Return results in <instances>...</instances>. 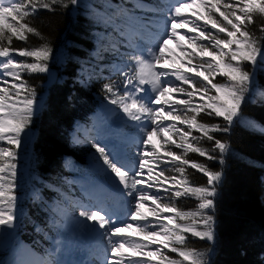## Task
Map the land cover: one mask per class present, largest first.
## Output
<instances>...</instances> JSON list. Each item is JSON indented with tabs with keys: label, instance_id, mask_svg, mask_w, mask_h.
I'll return each mask as SVG.
<instances>
[{
	"label": "snow or ice",
	"instance_id": "1",
	"mask_svg": "<svg viewBox=\"0 0 264 264\" xmlns=\"http://www.w3.org/2000/svg\"><path fill=\"white\" fill-rule=\"evenodd\" d=\"M197 3L205 13H196L195 18L184 13L185 8ZM79 4L80 0H0V226L13 228L19 219L15 214L18 197L13 191L17 187V149L24 142L36 104L35 90L23 77L48 72L53 51L48 44L15 48L13 40L27 42L29 34L42 36L29 20L40 9L54 10L56 6L67 9ZM168 7L171 16L165 20L163 34H156V43L130 45L134 51L129 61L113 65L123 76L122 86L111 80L102 86L109 103L116 105L136 126L144 128L139 150L128 164L107 145L92 144L105 171L135 200L125 220L117 217L113 221L114 213L104 207H84L79 212L85 228L107 238L111 259L106 264H153L152 260L125 256L121 251L125 247L155 257L156 264H210L206 251L188 246V237L190 234L209 242L215 240V220L209 213L215 208L222 173L212 172L186 156L196 153L214 160L212 153L218 150L222 157L228 145L213 134L230 130L246 94L254 86L256 70L264 71V22L258 26L260 36L250 30L256 18L264 21V0H176L175 5ZM136 9L144 13L159 11L157 6L142 0H136L132 9L117 6L116 11L135 19L145 32L156 25L157 21L147 15L134 17ZM180 36L198 53L180 45ZM170 40L176 41L185 53L181 61L187 72L174 64L162 63L171 59L165 53ZM222 66L227 71L221 72ZM213 73L227 82H214ZM213 90L215 95L211 94ZM197 95L207 97L209 102L196 100ZM260 95L264 98V87ZM166 96L172 99H164ZM201 114L222 117L229 127L202 122L198 120ZM166 132L178 140L160 135ZM153 135L163 140L166 155H160L151 143ZM204 138L214 143L212 149L198 146ZM186 167L202 172L207 177V186L193 184L186 175ZM181 199H195V209H181L177 203ZM149 201L153 219L141 211V206ZM134 225L137 232L149 238L148 242L123 231ZM144 249L150 252L145 253ZM42 264L59 262L48 260Z\"/></svg>",
	"mask_w": 264,
	"mask_h": 264
},
{
	"label": "trees",
	"instance_id": "2",
	"mask_svg": "<svg viewBox=\"0 0 264 264\" xmlns=\"http://www.w3.org/2000/svg\"><path fill=\"white\" fill-rule=\"evenodd\" d=\"M118 1L87 0L85 4L80 2L79 6H69L67 9L59 6L54 10L40 9L29 20L31 26L37 28L42 36L29 34L27 42L13 40L12 47L15 48H34L48 44L53 50L48 62L49 69L55 71L58 76L66 75L68 79L52 86L45 108L39 115H33L29 128L37 131L36 139L30 144H22L17 149V187L13 191L18 197L17 209L28 218L15 234L0 226V264L7 260L16 244L14 239L17 235L21 236L33 223L41 225L44 221L45 214H36L39 207L26 202L28 183L42 185L45 194L54 191L56 186L63 187V158H77L76 152L70 148L68 132L76 119L85 120L96 107L93 93L106 97L103 87L84 90L75 83L74 78L79 68L92 65V69L96 70V66L107 67L106 63L112 60L107 56L98 62L90 57V52L95 46V41L103 43V36L96 31L107 30L112 25L109 16L117 14ZM262 22L264 21L256 18L255 24L250 26L256 36L261 35L258 26ZM29 61L31 62V58ZM23 79L35 90V97L41 95V85L45 81L42 73L24 75ZM214 82L227 81L222 76ZM103 84L105 83H102V86ZM262 87L264 71L257 69L254 86L246 94L242 110L234 118L230 130L213 134L228 145V150L222 157L218 150L212 153L216 157L214 160L196 153L186 156L190 161L206 165L212 172L222 173L217 184L215 208L209 213L215 220V240L209 242L190 234L188 237V246L206 251L210 264H264V98L260 95ZM198 120L229 127L222 117L201 114ZM193 134L200 135L199 132ZM198 146L212 149L214 143L204 138ZM186 175L193 184L207 186V177L199 170L186 167ZM177 203L183 210H193L197 201L181 199ZM169 255L175 257V254Z\"/></svg>",
	"mask_w": 264,
	"mask_h": 264
},
{
	"label": "rangeland",
	"instance_id": "3",
	"mask_svg": "<svg viewBox=\"0 0 264 264\" xmlns=\"http://www.w3.org/2000/svg\"><path fill=\"white\" fill-rule=\"evenodd\" d=\"M167 2H168V0H167ZM153 5L157 6L159 8V11L150 13V15H148V13L142 12L141 13L142 16L147 15V16H153V17H164V12H163V11H165L164 5L158 4V3L153 4ZM167 5H168V3H167ZM183 11L185 14L190 15L193 18H195L196 13H201V14L205 13V9L199 3H197L193 6L187 7ZM217 15H218V13H217ZM168 17L169 16H167V18ZM201 23H203V21H201ZM165 26H166L165 24L162 25V30L157 29V31L163 34V32L165 30ZM114 27H117V25ZM208 27L211 28V25L209 24ZM136 28L140 29V25L137 26ZM184 31H186V29ZM116 32H117V30H115L114 28H110V31L107 34H105V36H111L113 38V40L111 42H106L104 45V48L103 47L101 48V44H98L92 53L94 58L98 59L99 55H101L102 53L107 52V51L109 53H113L115 50H117L118 48L121 47V45L118 41V36L115 35ZM131 33L139 34L140 32H139V30H135V27H131ZM129 35H130V33L128 34V36ZM178 40H179L180 45H183L185 48H188L189 50H192V51H196L198 53V49H196L183 36L178 37ZM135 41H137V40H135ZM103 49L107 50V51H103ZM132 52L133 51H129L128 55H117V56H115V59L118 60L119 64H123L124 62L129 61L130 58H127L126 56H130L132 54ZM165 53L167 56H170L171 59L162 61V63L174 64L176 67H181L183 71H185V72L188 71L187 67L182 66V61H181V58L185 55V53L181 52L180 47L178 46L176 41H173V40L169 41L168 48L165 50ZM113 65H116V64H112L111 66H113ZM225 70L226 69H224L222 66L221 72H224ZM112 75H114L115 77H109V78H106V80L107 81H110V80L115 81L117 84L121 85L120 79H123V76H121L115 70L112 73ZM116 75H118V76H116ZM44 76H45V81L42 85L43 92L41 95H39L35 98V100H36L35 111L36 112L34 111V114H38L44 108V106L47 102V99H48V95H49L48 90H50L52 85L55 83H59L60 81L64 80L62 77L57 76L54 72H49L47 74H44ZM213 76H215L216 79L219 77H222L220 75H217L216 73H213ZM98 78H99V75L96 74L95 72H93L92 69H82V70L78 71V75H77L75 82H77L78 85H80L86 89H91L93 84L96 83V80H98ZM169 78L173 79L172 77H169ZM98 87L99 88L102 87V84L100 82L98 83ZM47 91H48V93H47ZM121 91H123L122 87H121ZM103 92H105V91L103 90ZM211 94L214 95L215 91L213 90V92ZM96 96H97V94H96ZM164 99L171 100L172 97L166 96V97H164ZM195 99L196 100L203 99L204 103L209 102L207 97H201L200 95H197L195 97ZM107 102H109L107 99L98 101V106L100 105L96 111L98 115H99V112L101 110H103L105 107H107V106H105V103H107ZM107 112L109 114L108 119L110 121L111 120H120L121 118L125 117L124 113L116 105H113V108L108 109ZM127 123L132 124V125H130V126H132V128L125 126V129H124V132H125L124 135L127 136L125 138L128 140H124L121 138L120 139L121 143H119V144H121V145L124 144L125 148L129 152H131L132 157H134L135 154L139 150L138 140L142 137V133L144 131V128L140 127V126H136L134 124V122H132L130 120H127ZM148 126L151 127L150 124H148ZM110 130L111 129H108L107 135H102V136H99V134H97L94 131L93 132L90 131L92 136L94 137V140L91 139L90 137L88 139H84V138L83 139H76V138H74L73 133H71V141H70L71 147L73 149H75L76 153L78 155H80V158L83 159V161H81L80 163L74 164V162H72V160H70V159L64 160V163L67 165L68 170L71 173V178L67 179L65 182L66 183V190L68 192H70L68 195L75 194V192H76L75 186L79 187L82 183L84 184V182L88 181V180H93L92 182L95 184L96 187L99 188V190L100 189H108V187L110 189L111 187H113L114 184L116 186H119L118 183L114 182L112 177L105 171V169L102 165V161H100L98 159V153H96L95 149L92 148V144L94 142L107 143V142H110L111 140H114V137L110 134ZM73 132H74V128H73ZM75 132H78V130L76 129ZM72 135H73V137H72ZM138 135H139V137H137ZM160 135L164 138L177 139L178 140V137L173 136L171 133L166 132V133H162ZM35 137H36L35 129L28 128V130L26 131V134H24V143L29 144V143L33 142ZM100 137H102V141L98 140V139H100ZM128 137H132L134 139H131ZM135 141H136V144H133ZM151 143L155 145V148L160 155H166V147L162 146L163 140L161 138H159L156 135H153L151 138ZM122 147L123 146H121V148ZM173 150H175L177 152L181 151V150L175 149V148ZM123 154L124 153L121 152L122 157L125 159L124 163L126 164V163H128L129 159H127L128 161H126V158L124 157ZM148 155H151V153H148ZM69 162H71V164H69ZM168 174L172 175L174 173L169 172ZM120 188H123V187L121 186ZM161 194L167 195L166 193H161ZM89 195H91L94 198L91 200L94 201L96 204L99 202V200H97V201L95 200V197L93 194H89ZM29 196L33 200L42 198V194L40 192V189L34 185H29ZM130 198L132 201V204H131V207H132L135 204V200L132 197H130ZM68 200H70V198ZM61 205H60V203H57L53 206L52 209H50L51 212L49 213V217H50V219L53 218V221H50L48 223L49 225L47 224V226H46L48 233L42 234V236L44 238L43 239V241H44L43 245H45L47 243V244L51 245L53 248H58V250L60 252L65 253L66 255H69L70 257H72V263L71 264H77V263L81 262V258H82L81 251L88 244L89 235H91L90 231H93V230H91L90 228H85L83 221H80V220L77 221L79 214H76L75 217H77V218L74 219L72 208L66 209V206H61ZM150 205H151V201H149V204H147V205H142L141 211L145 215H148L150 219H153V217L151 216ZM15 214L19 218L16 221V226L13 228L5 227L12 234H15V232L18 228V223H19L20 218L22 216V211L21 210L18 211L17 206L15 208ZM87 223L91 224V222H87ZM14 229H16V230L14 232H12V230H14ZM123 231L133 238H137V239L143 240L145 242H148V240H149L148 237L143 236V234H141L135 230V225L133 226L132 229L124 228ZM36 232L40 234L39 231L36 230ZM157 240H159V239H157ZM22 246L23 245H22L21 241H18L16 243V245L13 247V249L9 255V258L7 259L9 262L6 261L5 264H25L27 262L29 264H31V262L34 261L35 258L33 257V255H32L33 252H31V250H30V252H31L30 261H26L29 258L22 257V254L20 253ZM122 252L127 257L152 260L153 264H156V258L155 257H152L151 255H144V254L138 253L137 251H135L133 249L131 250V248H129V247L123 248ZM144 252L149 253L150 250L144 249ZM168 254H171V253H168ZM110 259H111V257H110Z\"/></svg>",
	"mask_w": 264,
	"mask_h": 264
},
{
	"label": "bare ground",
	"instance_id": "4",
	"mask_svg": "<svg viewBox=\"0 0 264 264\" xmlns=\"http://www.w3.org/2000/svg\"><path fill=\"white\" fill-rule=\"evenodd\" d=\"M164 3H169V1L167 2V0H164ZM176 2H173L172 5H175ZM170 5V4H169ZM209 59H211V57H209ZM105 107L103 110H101L99 112V115L97 114V112L93 115V118H92V122L89 124V129H91V132H96L97 134H99V136H102V135H107V131L109 129V123L112 124V127L111 128H114L118 133L119 135L117 137H114V140H111L110 142H107V143H104L105 145H108V146H111V144H113L114 148H117L116 144L118 143H121L120 139L123 137H125L123 135V128L125 126V124L127 123V117L125 116L124 118H121L120 120H109L108 119V109H111L113 108V105L110 104L109 102L105 103ZM99 108V107H98ZM36 112V111H35ZM111 112V111H110ZM146 123V122H145ZM147 124V123H146ZM82 124H77V126L75 127V130L77 129L78 132H80V129L83 128V126H81ZM132 139V138H131ZM99 141H102V137H100V139H98ZM131 143V142H130ZM120 149V148H119ZM122 151H125L121 148ZM127 151V150H126ZM119 154L121 155V151L119 150ZM124 157L125 154H123ZM122 156V155H121ZM125 160V159H124ZM126 161H128L126 159ZM115 185V184H114ZM118 187H121L120 185ZM95 197V196H94ZM95 200H100V198H96L95 197ZM116 200L118 201L119 199L116 198ZM107 209H109L110 207L109 206H105ZM80 220V221H83V218L82 217H78L77 221ZM115 221V220H114ZM90 234L89 235V238H91L92 240L96 239L97 237H101L100 234L96 231H90ZM104 239H107L106 237ZM155 239H162V237H156ZM79 247V246H78ZM75 248V247H74ZM132 250V249H131ZM122 251V250H121ZM32 252V251H31ZM31 252L30 250H28L27 247L23 246L20 253L22 254V257H25V258H30L31 257ZM33 255V254H32ZM38 264V263H37Z\"/></svg>",
	"mask_w": 264,
	"mask_h": 264
}]
</instances>
